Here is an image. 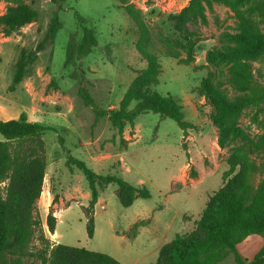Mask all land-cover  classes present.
Here are the masks:
<instances>
[{
  "label": "rangeland",
  "instance_id": "rangeland-1",
  "mask_svg": "<svg viewBox=\"0 0 264 264\" xmlns=\"http://www.w3.org/2000/svg\"><path fill=\"white\" fill-rule=\"evenodd\" d=\"M128 2L141 12L149 30L144 46L159 64L155 82L145 83L144 76L136 79L147 61L136 50L138 28L118 0H34L31 5L39 14L35 21L7 36L0 33V118H17L24 111L29 120L47 127L42 134L45 176L34 210L40 226L29 246L34 252L42 245L37 238L42 231L50 243L104 252L122 264L155 262L163 244L194 229L208 196L221 186L225 172L232 168L233 148L243 143L233 139L225 146L218 145L217 128L209 118L212 105L197 90L208 72L220 79L225 77V64L208 63L206 51L225 40L223 33L236 32L229 6L214 4L213 11L206 12L205 24H188L193 31L194 57L184 64L181 59L186 58V53L182 45L187 34L175 31L167 14L178 11L188 0ZM6 7V2L0 0V13ZM54 12L62 26L53 43L38 53L15 89L9 90L21 49L29 51L35 47ZM76 13L95 30L97 43L91 52L85 56L75 54L64 65L70 37L75 45L81 40ZM251 62L256 78L261 80L264 58ZM81 86L106 111L119 108L130 86L134 92L149 90L171 95L179 99L185 119L195 127L188 129L183 138L175 120L145 111L137 114L132 124L126 123L119 133L107 115L95 118L92 108L78 95ZM222 87L229 96L235 94L230 85ZM134 103L131 101L128 108ZM253 113V108L243 110L238 121L256 139L261 128L253 122ZM262 115L263 112L259 117ZM68 154L84 160L97 173L116 174L135 186L146 187L150 195L138 196L129 206H122L117 185L107 184L99 190L92 209L93 234L89 236L85 209L90 191L83 174L76 168L70 172L66 167ZM242 155V159L255 163L257 170L250 178L257 184L264 177V154L247 145ZM240 167L235 164L231 174ZM50 210L56 219L54 232L46 224ZM259 237L262 236L248 234L237 243L238 252L247 261L253 257ZM250 240H254L253 245L247 248ZM38 262L33 256L23 258L21 264ZM217 264L237 263L229 254Z\"/></svg>",
  "mask_w": 264,
  "mask_h": 264
},
{
  "label": "trees",
  "instance_id": "trees-1",
  "mask_svg": "<svg viewBox=\"0 0 264 264\" xmlns=\"http://www.w3.org/2000/svg\"><path fill=\"white\" fill-rule=\"evenodd\" d=\"M3 1L7 4L6 10L0 13V33L4 36L35 21L39 16L31 5L34 0ZM118 1L138 28L140 39L136 50L147 61L146 68L136 79L144 76L145 83L155 82L159 64L155 55L144 46L149 30L141 12L129 0ZM214 4L229 6L235 18L236 32L223 33L222 39L225 40L206 51L208 63L225 64L224 79L208 72L197 90L212 105L209 118L217 128L218 145L225 146L233 139L243 143L233 148L232 168L225 172L221 186L208 196L194 229L177 234L163 244L156 261L151 264H217L229 254L233 255L237 264H264V243L249 261L240 255L236 246L248 234H259L264 239V177L254 184L250 176L257 167L255 163L242 159V151L247 145L264 154V77L261 80L256 78L251 62L264 58V0H188L178 11L169 12L167 20L170 26L180 34H187L186 43L182 45L186 53V58L181 59L184 64L192 62L194 57L193 31L188 29V24H205L206 12H212ZM76 15L80 23L81 40L75 45L74 38L70 37L64 65L69 64L75 54L85 56L97 43L95 30L86 25L83 16L78 13ZM61 26L54 12L43 38L35 47L29 51L21 49L15 61L9 90L15 89L27 67L37 59L38 53L47 44L53 43ZM224 84L234 90L233 96L227 94L222 87ZM78 95L84 104L92 108L95 118L107 115L119 133L126 123L132 124L137 114L145 111L175 120L182 129L183 138L188 129L195 127L185 119L179 99L171 95L149 90L134 92L130 86L119 108L108 111L99 108L84 87L78 89ZM131 101L135 103L128 108ZM247 108L254 109L251 118L261 128L256 139L250 137L238 121L242 111ZM261 112L263 115L259 117ZM45 129L47 127L42 123L29 120L24 111L17 118H0V133L3 137L0 139V264H21L23 258L33 256L39 259L37 264H122L104 252L60 242L50 243L42 231L37 235L42 244L40 248L35 252L29 249L40 226L34 210L45 176V146L42 138ZM235 164H241V167L231 174ZM65 165L70 172L74 168L79 170L87 181L90 199L85 211L89 236L93 234L92 209L97 202L99 190L107 184L117 185L116 194L122 206H129L138 196L150 195L146 187L135 186L116 174L97 173L84 160L70 154L66 157ZM248 170L250 173H247ZM55 220L50 210L46 215L50 232L55 230Z\"/></svg>",
  "mask_w": 264,
  "mask_h": 264
},
{
  "label": "crops",
  "instance_id": "crops-1",
  "mask_svg": "<svg viewBox=\"0 0 264 264\" xmlns=\"http://www.w3.org/2000/svg\"><path fill=\"white\" fill-rule=\"evenodd\" d=\"M1 109H2V107H0V114H1V112H2ZM253 235L259 236V235H257V234H253ZM248 238L252 239L253 237H252V236H249ZM249 242H250V243H249V246H247V248H251V246L253 245L254 240H250ZM263 243H264V239H263V237H259V239H257V243H256L255 250H254V252H253V255L257 252V250L261 247V245H262Z\"/></svg>",
  "mask_w": 264,
  "mask_h": 264
}]
</instances>
